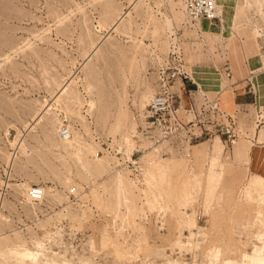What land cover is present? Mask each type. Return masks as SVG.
Here are the masks:
<instances>
[{
  "label": "rangeland",
  "instance_id": "374dc122",
  "mask_svg": "<svg viewBox=\"0 0 264 264\" xmlns=\"http://www.w3.org/2000/svg\"><path fill=\"white\" fill-rule=\"evenodd\" d=\"M236 1L225 35L213 29L221 17L197 34L176 24L183 0H0V264H32L24 252L52 264H251L264 244V168L233 166L248 128L238 120L233 147L194 138L210 125L202 94L213 99L217 70L232 64V30L264 46V0ZM177 70L202 93L179 92ZM166 76L184 127L169 136L147 123Z\"/></svg>",
  "mask_w": 264,
  "mask_h": 264
},
{
  "label": "crops",
  "instance_id": "0c3cea01",
  "mask_svg": "<svg viewBox=\"0 0 264 264\" xmlns=\"http://www.w3.org/2000/svg\"><path fill=\"white\" fill-rule=\"evenodd\" d=\"M236 4H237L236 0L235 1L224 0L223 14L230 18L232 15L233 6H235ZM202 20H204L203 24L206 25L205 22L206 20L205 19ZM211 22L214 23L213 21ZM229 24L231 23L226 22L224 24H221V27H218L219 25L214 24L215 28L213 29L215 32H221L220 29L222 28V32H223L228 27ZM233 30L231 36L234 33ZM229 33H230L229 29H226L224 31L225 35H228ZM230 37L228 39H230ZM240 37H241L239 40L240 50L236 54L231 56L233 57V59L228 56L229 59L232 60V64L228 63L229 65L228 67H225L224 65V68H222V70L218 69L219 72L217 70V74L220 76L219 79L217 80L216 83H214L212 86H209L208 88L217 89L215 97L218 100V104L221 108L223 104L222 102H224L223 109L221 110L225 112L228 116H232L234 118L236 124L235 131L237 132V134H239L238 132L239 119H242V121H244L243 124H245L249 130H250V125L252 124L256 125L255 135H252L251 130L250 133L248 129H244V132L242 134H243V139L245 140L239 141L235 146V156H236L235 159L240 163H242L243 167L233 165L229 161L228 157L223 158V146L221 151V158L223 159V161L232 164L237 169L247 170L248 174L251 173L255 174V173H260L262 168H264V140L259 141L261 140V138H264V126H261L262 123L261 120H264V115H262L261 111H259L261 108L264 111V85L261 83V87L258 88V86H256L255 84L254 87V82L252 79H254L255 78L254 76L256 75L259 76L264 75V65L261 64L260 61L261 59L259 57V55H261L262 53L264 54V46L263 44H260L261 49L258 47L257 50V48L255 47V43L252 42V39L250 38L249 31L246 29L240 33ZM218 39H220L221 41V37L219 35H218ZM243 42L247 44L245 45V47L243 45ZM224 53L225 56L228 55L226 48L224 49ZM224 64L227 65L226 61ZM226 68L230 69L231 77L225 76ZM258 80L260 81V79ZM187 81H190L191 85H188ZM175 85H177L179 92H182L183 90V92L186 94L188 92L202 93L200 89H202L203 86L193 82L190 77H188L187 80H182L180 78L178 81L175 82ZM205 95L208 98H210L207 94L204 93L202 94V96ZM244 112H246V114ZM239 136L240 135H238L237 140L239 139ZM237 140L230 143L229 147H233V145L236 143ZM215 141L216 139H214L211 143H214ZM218 141H220L222 145V142L219 138ZM205 142L206 141L201 143H205ZM206 143L210 144L209 142ZM8 201L12 202L10 198Z\"/></svg>",
  "mask_w": 264,
  "mask_h": 264
},
{
  "label": "built area",
  "instance_id": "2783aa9c",
  "mask_svg": "<svg viewBox=\"0 0 264 264\" xmlns=\"http://www.w3.org/2000/svg\"><path fill=\"white\" fill-rule=\"evenodd\" d=\"M186 11L188 17L192 21H196L198 19H207L211 21H218V15L216 6L213 0H184ZM179 58V57H178ZM227 67V65H225ZM182 80H187V73L184 71L177 70V73ZM172 75V76H174ZM225 76L231 77V72L229 68L225 69ZM169 77L166 76V81L162 80V91L156 95H154L149 104L147 111V119L148 124L150 125H159L163 127L166 124V136L173 134L176 131H180L184 129L182 122L177 120V109L173 106L174 95L169 93L168 85L170 83ZM179 78V79H180ZM202 109L199 114L203 117V115L207 114L209 116L210 124L206 128L207 130L201 129L200 133H198L194 138L199 139L202 137H213L216 135L220 140H224L226 144H230L233 141L237 140L238 134L235 131V120L232 116H228L225 112H223L218 104V100L216 97L213 99L208 98L206 95L202 98ZM202 112L205 114L202 115ZM198 114V113H197ZM198 116V115H197ZM199 117V118H202ZM198 124L200 126H204L202 119H199ZM204 130V131H203ZM213 131H216L217 134ZM60 138L65 139L69 137V130L67 126H62L58 132ZM16 153L14 152L13 157H15ZM14 159V158H13ZM4 179L6 182L9 180L8 176L4 175ZM27 198L35 205H39L44 201V193L40 186L32 185L30 189L26 193Z\"/></svg>",
  "mask_w": 264,
  "mask_h": 264
},
{
  "label": "bare ground",
  "instance_id": "6f19581e",
  "mask_svg": "<svg viewBox=\"0 0 264 264\" xmlns=\"http://www.w3.org/2000/svg\"><path fill=\"white\" fill-rule=\"evenodd\" d=\"M223 1L224 0H213L214 4L216 6L217 15H218L219 18L221 17V24H224L226 22L231 23V24L232 23H237L238 20L240 19V14L236 11V13L234 14V16L232 18L231 17L229 18V17L225 16L223 14V11H224ZM244 2H245V0H244ZM180 6L183 9V12L180 13L179 11H181V10H179V11H177L178 13L177 12L173 13L174 22H176V24L178 23L179 25H187L188 28L191 29V30L193 29V32L196 33V34H197V30H200V29L203 30L202 25H203V21L204 20L198 19L195 22L194 21L192 22L190 20V18L188 17V15H187V11H186V6H185V1L184 0H183L182 5L180 3L176 5L177 9H178V7L180 8ZM234 8L235 7L233 6V9ZM163 16L164 15H162V17ZM219 18H218V21H219ZM163 21H164L166 27L168 28V30L171 31V28H170L171 27V23H170L169 19L167 17H163ZM206 21H208L209 24L211 23V20H207L206 19ZM252 28H253L252 33L254 35H256V33L259 34V31H258L259 28L258 29L256 27H252ZM259 30H261V29H259ZM239 40H240V38H239V36L236 33H233L232 37L227 40V42L225 44V48L227 50V54H228L229 57L233 56L234 54H236L240 50V48H239V43H240ZM258 41L259 40H256V39L252 38V42L255 43V47L257 48V50H258V47L260 48V46L258 44ZM243 45L245 47V45H247V44L245 42H243ZM261 55H259V57L261 59L260 61H261V64L264 65V56L263 55L261 56ZM231 58L233 59V57H231ZM235 58H234V60H235ZM60 92H61L60 94L63 95L65 93V88L63 87ZM37 121H39V119H36L35 122H33V123H36ZM72 143H73V140L72 141L69 140V142H66V143H63V144L70 145ZM21 256L24 259L29 260L30 262H32V264H52L49 259H47L43 254H41L39 252H24V253L21 254ZM250 261H251V264H264V244L261 247H255V249L253 250V256L250 258ZM178 264H181V263H178Z\"/></svg>",
  "mask_w": 264,
  "mask_h": 264
}]
</instances>
